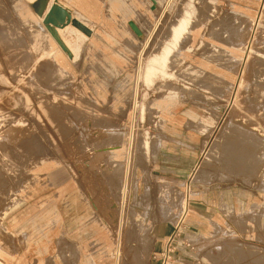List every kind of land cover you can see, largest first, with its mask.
<instances>
[{"label": "rangeland", "instance_id": "1", "mask_svg": "<svg viewBox=\"0 0 264 264\" xmlns=\"http://www.w3.org/2000/svg\"><path fill=\"white\" fill-rule=\"evenodd\" d=\"M27 1L0 0V111L6 115L0 264H17L19 244L27 255H48L52 264H112L111 228L120 216L135 115L126 264H264L262 147L240 128L248 121L264 132L257 107L264 103V79L256 87L264 69V0H175L155 30L168 0L153 12L149 0H74L83 2L84 12L60 0L94 30L80 59L64 63L47 43L32 45L34 33L46 30ZM190 5L191 23L168 65L172 76L148 86L138 82L141 62L160 49ZM129 20L142 27V39ZM152 30L151 46L143 50ZM189 64L196 70L185 74ZM137 82L145 110L134 115ZM50 174L67 181L50 182ZM186 200L189 218L182 219ZM96 206L105 213L96 214ZM93 222L111 234L108 253L91 255L97 248L86 241L81 247L78 228ZM144 235L150 238L146 253L139 246ZM50 239L56 247H45ZM21 258L19 264H34Z\"/></svg>", "mask_w": 264, "mask_h": 264}, {"label": "bare ground", "instance_id": "2", "mask_svg": "<svg viewBox=\"0 0 264 264\" xmlns=\"http://www.w3.org/2000/svg\"><path fill=\"white\" fill-rule=\"evenodd\" d=\"M35 1L36 0H28L27 1V3L29 4L28 6L30 7V5L33 4ZM54 1L55 0H50L49 5H48V8H47V11L45 12V14L48 12L49 8L54 3ZM149 1H150V7H151L150 10H151V12H153V11H155L158 8V5L160 3V0H154L155 1V4H154L153 0H149ZM173 1H175V0H168V3L166 4V8L163 9L162 12H161V15H160L159 20H158V24L155 23L156 26L154 27V30L158 27L159 23L162 21V18H164L166 16L165 15L166 10L169 9V7H172V5L174 3ZM58 2H59V4H61L62 6H64L66 9H68V7L63 2H61L60 0H58ZM153 6H155L154 9H152ZM191 7H192V5H190V10H186L184 13H182L181 16L176 20V22L171 25V28H170V30H171V33L170 34L171 35L169 36V38L167 40H165V42L160 47V49L159 50H156V51H154L152 53H150L148 55V57L145 58L146 60L144 62H141L140 66H139V71H137V72H139L138 80H137L138 82H140V80L143 79L145 85L148 86V85L152 84L154 82V80L156 78H158V77L167 78L169 76H172V73L168 72V67H170L168 65H169V63L173 59H175V57L172 55L173 54V51H174L173 48H175V47H177L179 45L180 39L182 38L183 34L188 30V26L191 23V16L193 15V11L191 10ZM194 7H196V6H194ZM18 10L20 11V15L21 16H26V13H25L24 9L21 6L18 7ZM30 10L33 12V15L36 16V17H38V19L40 20V22L43 24L44 17H40L39 15H37L33 11L32 8ZM69 11L72 13V16L74 18L79 19L81 22H83L85 25H87L93 31V35H94V30L92 29V27L88 23L90 21V19H87V18H84V19L79 18V17H77V15L75 13H73V11H71V10H69ZM179 11H181V10H179ZM130 21L134 22L137 25V27L140 29L141 34L140 35H137V37L140 38V39H142V37L145 35L142 27L140 25H138L135 21L129 20L128 22H130ZM43 26H44V24H43ZM44 29L46 31H44V32L43 31H36L34 33V35H33L34 38H33L32 45L34 47H37V45L40 46L42 44V42L47 43V46L50 48L49 51H50L51 55H54L56 59H58L60 62L62 61L63 63L64 62H67L63 58H65L66 60H69L70 62H76V61H78L80 59V57H81L83 44L86 42V40H91L92 37H93V35L91 37L86 36L83 32H81L80 30L76 29L72 25H68L64 29H58L60 36L62 37V39L64 40V42L66 43V45L68 46V48L70 49V51L72 52V58H70L68 56V54H66L61 49V47L57 44V42L52 38V36L50 35V33L48 32V30H47V28L45 26H44ZM154 34H156V33L152 30V32L148 36V38L145 39L146 41L144 42L143 50L145 48H147V46H149L151 40L154 39L153 38V35ZM156 41L157 40H155V42ZM151 44L152 45H155V43L154 44L151 43ZM216 51L218 53H221L220 50H217L216 49ZM174 54H176V53H174ZM103 58H105V57H103ZM232 58H233L232 56L229 57V62L231 61ZM120 65H118V66H120ZM260 65H262V64H260ZM195 70H196V68H194L193 65L189 64V65H187V67H185V69H184L185 72L184 73L185 74H189L190 72H194ZM262 70H263L262 72L261 71H259V72L257 71L259 73V75L256 77V80H257L256 87H258V85H260L261 82H263L261 80L264 79V69H262ZM114 71L116 72L117 70L115 69ZM170 71H172V69ZM115 72H114V75H115ZM182 78L188 79L186 76L185 77H182ZM138 82H137V85H136V88H135L134 100H133L134 101V103H133L134 115L138 111L140 112V114H143V112L145 110V106L142 105V102L140 100V96H141V87L140 86L141 85H139ZM250 100H252V99H250ZM253 107H255V106H253ZM257 107H258L259 114H262L264 116V103L259 104ZM2 108L3 107L0 106V110ZM243 112H244V110H243ZM246 115H248V114H246ZM5 117H6V115L4 113H2V111H0V127H2L1 125H2L3 120H4ZM135 117H136V115L133 116V118H132V122H131V132H130V135L128 136L129 138H128V141H127L128 144H127V148H126V162H125V165H124L125 169H124V177H123L122 192H121L120 216L117 218L116 224L113 226V228L110 227L111 230H113V232H114V230L116 231V240L114 242V250L115 251H114V259H113L112 264H126L124 253H125V249H126L127 244H128L129 234H130L129 227H128L129 218L127 217V212H126V207H127L126 203H127L128 198L130 196V181H131L130 180V176H131V172H132V162H133V157H134V150L136 152V145L135 144H136V140L138 139L136 137V134H135L136 121H137L135 119ZM243 120H245V119H243ZM240 128L243 131H245L246 133H250L251 135H249V136H253L254 139H256V138L258 139V140H256L257 143H258L257 144L258 150H260L261 147H262V152H259L258 153L259 156H257V157H263V159H264V132L261 129H259L256 125H254V123L248 122V121H242L240 123ZM1 129H4V128H1ZM237 137H239V136L237 135ZM231 139H230V141H231ZM246 139L247 138H245V140ZM235 141L236 140H234V142ZM256 141H255V144H256ZM143 143L147 146L146 140H144ZM231 143L232 142H230V144ZM238 144H240V143H238ZM0 145H2V143ZM228 145L229 144H227V146ZM236 146H238V145L236 144ZM242 147H244V146H242ZM233 149H234V147H233ZM121 150H124V147H122ZM212 150H213V148H212ZM246 151L247 150H245L244 152H246ZM251 157H252V155L250 154V158ZM263 168H264V165H263ZM2 172H4V171H2ZM0 174H1V171H0ZM110 174H111V172H110ZM4 175L5 174H3V176ZM182 208H183V211L181 213L182 219L189 218L190 207H189V203H188L187 200L185 202H183ZM5 213H6V210H4V212L2 213L1 216L5 215ZM111 220H112V223H113V221H114L113 220V217L111 218ZM103 222H104V224L106 226H108V229H110L109 228V226H110L109 225V222L108 221H105V220H103ZM149 241H150L149 236L144 235V237L141 239V243L139 245L140 246V252L142 251L143 253H146V251L150 250L149 249ZM168 264H170V262H168Z\"/></svg>", "mask_w": 264, "mask_h": 264}, {"label": "crops", "instance_id": "3", "mask_svg": "<svg viewBox=\"0 0 264 264\" xmlns=\"http://www.w3.org/2000/svg\"><path fill=\"white\" fill-rule=\"evenodd\" d=\"M69 1V0H67ZM71 4L72 6L75 8V9H80L81 12H84V6H83V2L82 1H75L74 0H71ZM162 134V133H161ZM165 150V147H163V143L160 147V150H159V154L163 153V151ZM158 155V154H157ZM158 159L155 158V164L157 165V162ZM156 167V166H155ZM50 177V182H55V184H57L58 182V177H59V183H62L63 181L66 182L67 181V176L66 175H58V174H55L53 176V174H50L49 175ZM57 186V185H56ZM57 194V192L55 193ZM68 194V193H67ZM67 194H65L64 196H67ZM57 201V198L54 199V204L56 203ZM94 209L97 211L96 214H99V211H103V209H101L100 207H94ZM57 210V208H56ZM57 213V211H56ZM55 213V214H56ZM83 214L84 212H80V214ZM102 214L105 213V209H104V212H101ZM108 215H111L110 212L107 213ZM104 220V219H102ZM16 226V230L14 231H18V226L17 224H14ZM86 228H85V224L81 223V225L79 226L78 229H80V234H81V247H84V243L85 241L86 242H89L87 243L88 246H93L94 248H97V251H92L91 255H95L97 254L98 252H100V254H104V253H108V251H110L112 249V246H111V234H109V232L105 231V229L102 227V225L98 222H93V223H87L86 224ZM13 226V225H12ZM85 231L87 232V234H85ZM105 231V232H103ZM107 234V235H106ZM87 236V237H86ZM86 238V239H85ZM56 240L55 239H50L48 240V244H45L47 246L45 247H56L57 244L55 242ZM39 246H42V240H38V239H34L33 240V245L37 244ZM91 243V244H90ZM18 256L16 257V263L19 264L20 261H21V257H24V259L22 260L23 262H29L30 260L34 261V264H52V262H50V258L48 257V255H37L36 253L34 255H27L26 253H24L23 251H21V247L22 245L19 244L18 246ZM101 248V249H100ZM100 249V250H99ZM99 255V253L97 254ZM93 258V262H97L98 260L95 259L94 257ZM9 261V260H8ZM12 261V260H11ZM56 264H57V261H56Z\"/></svg>", "mask_w": 264, "mask_h": 264}, {"label": "water", "instance_id": "4", "mask_svg": "<svg viewBox=\"0 0 264 264\" xmlns=\"http://www.w3.org/2000/svg\"><path fill=\"white\" fill-rule=\"evenodd\" d=\"M49 2L50 0H36L33 4L30 5V7L37 15H39L40 17H44L43 24L47 28L52 38L57 42L61 49L66 54H68L70 58H72V52L60 36L58 29H64L68 25H72L88 37H91L93 35V31L79 19L74 18L72 16V13L68 9L59 4L58 0L54 1L48 12L45 14ZM153 2L155 4L154 0ZM154 8L155 6L152 7V9ZM129 25L137 35L141 34L140 29L134 22L130 21Z\"/></svg>", "mask_w": 264, "mask_h": 264}]
</instances>
